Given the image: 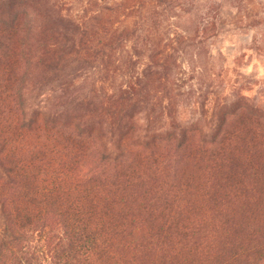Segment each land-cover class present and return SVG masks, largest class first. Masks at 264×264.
Returning a JSON list of instances; mask_svg holds the SVG:
<instances>
[{"label": "trees", "instance_id": "1", "mask_svg": "<svg viewBox=\"0 0 264 264\" xmlns=\"http://www.w3.org/2000/svg\"><path fill=\"white\" fill-rule=\"evenodd\" d=\"M254 1L0 0V264H264Z\"/></svg>", "mask_w": 264, "mask_h": 264}, {"label": "rangeland", "instance_id": "2", "mask_svg": "<svg viewBox=\"0 0 264 264\" xmlns=\"http://www.w3.org/2000/svg\"><path fill=\"white\" fill-rule=\"evenodd\" d=\"M204 1H207L209 5H218L220 0ZM250 5L256 8L264 7V0H255ZM252 35V33L247 35L239 33L225 38L221 43L226 54L225 61H220L217 69L225 65L229 70V79L241 83L247 89L246 95L254 96L257 93L264 95V59L250 57L251 53H248L241 67H238L235 63L236 57H240L244 53V47L251 45Z\"/></svg>", "mask_w": 264, "mask_h": 264}]
</instances>
